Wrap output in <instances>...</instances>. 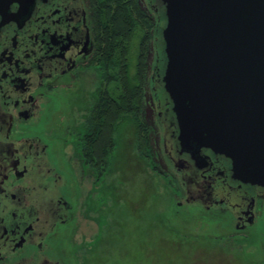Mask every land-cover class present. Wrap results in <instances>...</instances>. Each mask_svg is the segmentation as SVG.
<instances>
[{
    "label": "flooded vegetation",
    "instance_id": "1",
    "mask_svg": "<svg viewBox=\"0 0 264 264\" xmlns=\"http://www.w3.org/2000/svg\"><path fill=\"white\" fill-rule=\"evenodd\" d=\"M18 10L12 3L0 13V264H82L89 244L98 249L107 236L117 79L135 82L140 59V103L117 121V154L131 131L134 142L147 138L149 153L139 156L176 206L195 208L217 242L264 261V187L234 180L230 160L207 149L198 163L181 153L162 100L157 42L145 48L139 37L115 38L129 29L115 26L121 15L133 18L139 34L148 15L156 30L157 0H36L30 14L17 17ZM92 222L97 231L87 241L83 224Z\"/></svg>",
    "mask_w": 264,
    "mask_h": 264
},
{
    "label": "water",
    "instance_id": "2",
    "mask_svg": "<svg viewBox=\"0 0 264 264\" xmlns=\"http://www.w3.org/2000/svg\"><path fill=\"white\" fill-rule=\"evenodd\" d=\"M35 1L0 0V13H8L16 3L15 16L28 15ZM157 2L156 64L164 90L162 100L175 119L181 153L198 163L204 160L202 149H207L230 160L234 180L264 187V0ZM164 195L149 205L153 215L154 210L159 215L164 211L168 226L176 233L198 237L203 245L194 249L193 241L168 242L174 262L264 264L260 253L217 242L220 235L213 226L194 232L202 220L194 216L196 209L190 212L177 207L170 190H164ZM148 204L146 197L138 207L139 218ZM140 231L145 234V227Z\"/></svg>",
    "mask_w": 264,
    "mask_h": 264
},
{
    "label": "rangeland",
    "instance_id": "3",
    "mask_svg": "<svg viewBox=\"0 0 264 264\" xmlns=\"http://www.w3.org/2000/svg\"><path fill=\"white\" fill-rule=\"evenodd\" d=\"M132 133L133 132L131 131V141H125V145L123 144L117 160L115 161V164L119 163V165L116 167V172L114 171V179L116 180L114 182L120 183L122 180H125L126 185L120 186L119 183L118 185L113 183V207L115 203L117 208L114 209L112 207L114 209V211L112 210V219H114L111 222V227L113 228L114 226V232L125 233V236L123 235L122 237H119V235H116L118 238H114L113 240L114 234L113 231H111V236H109L111 247H113L115 240H121V242L124 243L121 245L120 252L117 253L118 256L111 257L112 262L114 264H177V261L174 262V256L169 254L172 249H168V247L170 248L168 242L171 244V242L173 243L175 240L172 235L164 234L160 235V237H155V234H150L147 239H144V234L140 231L141 227L143 230L145 227V231L147 232L151 225L156 224L159 226L156 223L157 221L154 222V220L159 218L153 216L152 210L147 212L145 211L146 208L143 209L141 218H139L138 207H141V205L144 204L146 197L149 199L148 205L155 204L157 200L156 196H165L164 189L166 186L164 185L165 182L159 179L157 173H154L150 169V166L138 156ZM117 180L121 181L117 182ZM114 186L116 187L115 193ZM161 200L168 203L165 198H162ZM143 220H146V222ZM94 224L95 223L93 222L89 223V225L83 224V232L87 235L85 238L87 241H89V236L97 231L96 225ZM201 229L202 225L197 223V226L193 231L196 232ZM159 230L157 229L156 232ZM123 240L125 242H123ZM142 242L144 243L143 247L145 250L143 251L145 254H143L141 250ZM199 242H201V240L193 243L195 247L194 249L203 246ZM144 257L145 263H142Z\"/></svg>",
    "mask_w": 264,
    "mask_h": 264
},
{
    "label": "trees",
    "instance_id": "4",
    "mask_svg": "<svg viewBox=\"0 0 264 264\" xmlns=\"http://www.w3.org/2000/svg\"><path fill=\"white\" fill-rule=\"evenodd\" d=\"M123 18H125V19H123ZM114 22H115V26L117 27L118 31H120V30H122V28H124L125 23H126V26H129L128 27L129 29H127L125 31L124 35L117 36L115 38L125 37L128 40H132L135 37H139L140 39L145 41V48H147V42L149 41V39L154 40L155 35L152 34V36H151V33H150L151 29L150 28H153L152 33H154L155 25L151 24V20L148 17V15L145 16L144 28L140 31V34L137 30V27L134 26V23H136V22H134L132 17L126 18L125 15H121V16H119V18L114 19ZM127 23H128V25H127ZM146 53H144V54L146 55ZM118 59L120 60L121 56L118 57ZM137 67H138L139 72L137 73V75L135 77V82H132V79H129L128 82L126 81V83L124 82L123 83L124 85H122L120 80L117 79L119 81V83H118L119 91H118L117 97H115V100H114V103L112 106L113 131H114V135H115L114 136V142H113L114 161L117 160V157H118L117 150H118V147L120 145V143L118 141L119 138L117 137V132H118L120 123H117V121L122 122L123 121V114H126L127 112L138 111L137 107H138V104L140 103V97L138 96V92H139V90H142V84L144 81V73H145V68H146L145 63H143V59H140V62L138 63ZM125 87L130 90L129 91L130 97H127V98L124 97L123 88H125ZM115 94H117V93H115ZM103 145H104V142H103ZM135 148H136V152H138V156L140 154L142 158H146L148 153H149L147 138L135 142ZM120 160H122V159H120ZM117 165H119V163L115 164V169H114L115 172H116ZM114 181H116V180L114 179ZM114 181H113V183L118 185V183H119L118 181H121V180H117L118 183H116ZM119 185L125 186L126 185L125 180H122L119 183ZM115 192H116V187L114 186V193ZM113 208L114 209L117 208L115 203H114ZM113 208H112V210L114 211ZM145 210L147 212H148V210H150L149 205L146 207ZM112 214L113 213H111V215ZM153 216L159 218V219L154 220V222L157 221L156 223L159 226H157L156 224L151 225L149 230L144 234V239L145 238L147 239V237L150 234L151 235L155 234V237H160V235L167 234V235H172L175 238V240L177 239L179 242L184 240V241H193V243H196L197 241H199L198 237L188 238L185 235L176 233L170 226H168L167 219H165L164 211L163 212L160 211V215H159V212L157 210H154ZM113 219H111V222ZM105 221L106 220L103 216L101 222L104 224ZM143 221L146 222V220H143ZM109 227H111V224L109 225ZM113 229H114V227H113ZM121 229H122V226H121ZM157 229L158 230L160 229V230L158 232H156ZM113 234H114L113 240H114V238H118L116 235H119V237H122L124 235L122 232L116 233V232H114V230H113ZM123 242H125V241L123 240ZM165 242H167V241H165ZM123 244L124 243H122L121 240H119V241L115 240L114 244H113V251H112L111 250V243H110L109 239H107L106 236H104V238H101V239L99 238L97 240V243H96V246H98V249L93 248L95 245L93 243H90L86 252L82 253V256H81L82 257L81 258L82 264H114L112 262L111 257L112 256L113 257L118 256L117 253L120 251L121 245H123ZM181 244L185 245L184 243H181ZM200 244L202 245L201 242H200ZM95 259H96V261H95Z\"/></svg>",
    "mask_w": 264,
    "mask_h": 264
}]
</instances>
